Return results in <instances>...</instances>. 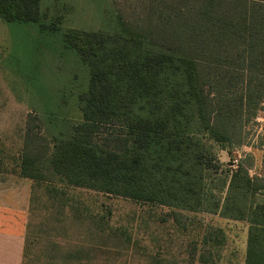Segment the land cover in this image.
Wrapping results in <instances>:
<instances>
[{"label":"trees","instance_id":"obj_1","mask_svg":"<svg viewBox=\"0 0 264 264\" xmlns=\"http://www.w3.org/2000/svg\"><path fill=\"white\" fill-rule=\"evenodd\" d=\"M169 4L163 27L156 30L120 16L108 30H86L63 29L62 17L50 18L41 0H0V18L35 23L41 33L60 32L64 47L88 69V86L78 94L82 120L69 135L58 130L50 139L27 123L17 174L42 185L51 204L61 201L65 186H76L245 218L244 264H264L262 206L245 202L264 190V173L250 177L238 164L229 170L223 197L206 185L221 166L213 144L228 150L246 144L245 126L264 105V0ZM114 122L125 128L116 146L90 140L98 125ZM258 143L264 163V124ZM45 160L57 182L47 179ZM33 208L32 196L21 262L32 242Z\"/></svg>","mask_w":264,"mask_h":264},{"label":"rangeland","instance_id":"obj_2","mask_svg":"<svg viewBox=\"0 0 264 264\" xmlns=\"http://www.w3.org/2000/svg\"><path fill=\"white\" fill-rule=\"evenodd\" d=\"M167 3L41 0V8L50 18L61 16L63 29L108 30L120 16L156 30L163 27ZM87 86L88 69L74 51L64 47L60 32L41 33L35 23L0 18V184L11 179L13 202L28 188L27 213L34 197L32 242L21 264H244L249 225L245 218L202 209L180 210L76 186H65L63 203L51 204L42 185L17 174L26 124L32 122L48 139L58 130L69 135L82 120L78 94ZM263 124L264 105L245 126L246 144L229 150L213 144L221 166L210 174L206 185L218 196L225 195L229 170L238 164L248 169L250 177L264 173L258 143ZM124 134L122 123L114 122L98 125L89 135L92 142L108 148L116 146ZM43 165L47 179L57 182L49 162ZM245 202L261 205L264 213V190L248 195ZM43 236L56 241L59 249Z\"/></svg>","mask_w":264,"mask_h":264},{"label":"crops","instance_id":"obj_3","mask_svg":"<svg viewBox=\"0 0 264 264\" xmlns=\"http://www.w3.org/2000/svg\"><path fill=\"white\" fill-rule=\"evenodd\" d=\"M10 183L11 179H4L0 184V264H21L28 218V188L13 202Z\"/></svg>","mask_w":264,"mask_h":264},{"label":"built area","instance_id":"obj_4","mask_svg":"<svg viewBox=\"0 0 264 264\" xmlns=\"http://www.w3.org/2000/svg\"><path fill=\"white\" fill-rule=\"evenodd\" d=\"M234 162H236V161H234ZM234 165L236 166V165H237V163H236V164H234ZM234 165H233V166H234Z\"/></svg>","mask_w":264,"mask_h":264}]
</instances>
